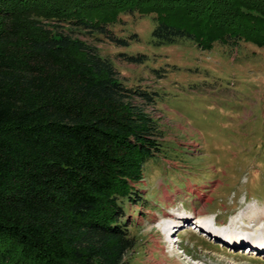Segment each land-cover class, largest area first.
I'll return each mask as SVG.
<instances>
[{
    "label": "trees",
    "instance_id": "16d2710c",
    "mask_svg": "<svg viewBox=\"0 0 264 264\" xmlns=\"http://www.w3.org/2000/svg\"><path fill=\"white\" fill-rule=\"evenodd\" d=\"M147 16L156 46L264 48V0H0V264H131L126 205L164 133L157 92L98 46L140 41L113 28Z\"/></svg>",
    "mask_w": 264,
    "mask_h": 264
},
{
    "label": "rangeland",
    "instance_id": "374dc122",
    "mask_svg": "<svg viewBox=\"0 0 264 264\" xmlns=\"http://www.w3.org/2000/svg\"><path fill=\"white\" fill-rule=\"evenodd\" d=\"M123 20L115 33L136 32L140 41L98 47L126 86L157 92L147 110L164 133L162 156L147 163L139 185L148 202L126 205L137 240L131 264H264L262 250L196 229L202 221L214 231L238 227L236 239L264 238V221L252 222L258 209L264 215V48L202 50L191 40L156 46L152 17ZM118 53L147 59L130 64Z\"/></svg>",
    "mask_w": 264,
    "mask_h": 264
},
{
    "label": "bare ground",
    "instance_id": "6f19581e",
    "mask_svg": "<svg viewBox=\"0 0 264 264\" xmlns=\"http://www.w3.org/2000/svg\"><path fill=\"white\" fill-rule=\"evenodd\" d=\"M259 210L260 209H258L257 211L260 213V216L257 217V218L255 217L252 220V222L258 223V224L261 221H264V215L261 214L262 212L259 211ZM185 219L187 220V222H191V221L188 220V219H191V218L186 217ZM185 219H182V220L176 222V224L179 225L180 227H181V225L182 226L183 225H186L187 222L184 221ZM250 220H251V218H250ZM197 224H198V227H196V229L200 228L199 231H198L200 235L206 234L204 231H207L208 230L211 234H208L209 233L208 232L207 233V237L210 236V235H212V234L215 236L216 239L217 238L222 239L223 237H225L227 239V241L231 242V244H233L234 246H239V244H241V243H246V244L251 245L253 248L262 250V251H258V250H256V251L259 252V253H261V254H264V252H263L264 251V238L263 237H262L263 239H261V240H259V238H257V237L256 238H253L252 240H249V239L247 240V238L244 235H241V237H240L241 239L240 238L236 239L237 237H233V236H236V234L234 233V231L237 230L238 227L237 228L236 227H231L228 230H223V231H221V230L214 231L213 230V226L212 225L210 226L209 225V222L208 223H204L202 221H199ZM232 224H233V226H235V222L234 221L232 222ZM201 231L204 232V233H202ZM240 234H242V232ZM172 241L175 242L174 239H172ZM170 243H171V241H170Z\"/></svg>",
    "mask_w": 264,
    "mask_h": 264
}]
</instances>
